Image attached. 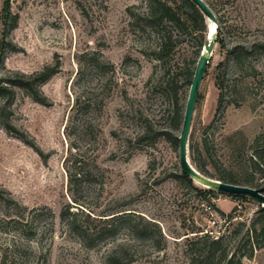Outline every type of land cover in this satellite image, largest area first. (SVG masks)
Wrapping results in <instances>:
<instances>
[{"label":"rangeland","instance_id":"rangeland-1","mask_svg":"<svg viewBox=\"0 0 264 264\" xmlns=\"http://www.w3.org/2000/svg\"><path fill=\"white\" fill-rule=\"evenodd\" d=\"M203 2L216 19L210 27L206 21V35L218 23L221 28L194 105L187 157L195 169L189 145L196 146L194 159L208 172L200 175L217 180L225 169L241 175L248 168L253 141L263 131L264 48L248 50L240 69L230 63L220 106L215 76L231 46L264 42V0ZM145 5V0H0V85L12 90L0 92V264H113L109 257L121 256L124 248L127 257L120 264H187L193 232L214 239L223 235L227 241L238 223H244V232L260 209L247 197L209 196L205 187L182 179L177 138L191 83L187 73H194L196 64L184 68L180 62L190 59L194 47L186 36L174 49L177 66L169 75L178 87L175 102L161 64L153 60V39L140 35L129 16L143 13ZM84 51H99L116 69L97 137L89 134L79 144L90 168L94 162L100 168L104 183L102 192L86 193L84 203L101 219L121 211L139 215L155 223L162 240L144 241L124 226L87 249L60 220V212L72 205L63 168L70 152L64 127L76 55ZM54 66L56 72L39 86L46 105L8 83ZM249 67L256 68L254 77ZM102 79L95 78L92 92ZM21 217L32 236L25 234ZM102 226L103 220L90 223ZM243 264H264V247Z\"/></svg>","mask_w":264,"mask_h":264},{"label":"trees","instance_id":"trees-1","mask_svg":"<svg viewBox=\"0 0 264 264\" xmlns=\"http://www.w3.org/2000/svg\"><path fill=\"white\" fill-rule=\"evenodd\" d=\"M145 3L143 13L138 15L129 13V16L134 20L136 31L140 35L153 39V60L161 64L163 83L168 89V94L176 102L178 90L176 79L174 75H169L174 66H177L174 49L178 43H182L186 36H190L194 49L190 59H183L180 63L184 68H187L189 64L195 65L205 43L206 19L190 0H145ZM210 25L211 23H209V27ZM220 28L221 25L218 23L217 30ZM256 47L264 48V42L256 41L248 48L234 44L227 51L226 58L219 64L221 71L215 76V84L219 91V106L223 98L224 80L230 63L234 68L240 69L243 60L247 58V51ZM144 52L141 51L143 55ZM130 60L128 57L125 61ZM76 64L77 70L71 84L72 105L64 127V136L69 142L70 152L63 162L67 176V191L72 205L67 204L60 212V220L65 222L68 230L75 234L87 249L95 248L106 238L114 236L124 226H127L130 233L144 241L153 240L155 237L162 240L160 230L155 223L145 220L139 215L121 211L110 215L111 217L108 219H101L95 217L84 203L85 194L91 190L102 192L104 183L100 168L95 162L90 168L86 162L85 150L82 151L79 144L84 143L89 134H92L93 140L97 137L99 131L97 120L106 100L111 96L113 88L116 86V69L104 59L99 51L80 52L76 55ZM56 70L57 66L46 67L39 73L30 76L20 75L8 83L12 88H19L27 92L35 102L46 105V99L39 91V86L45 83ZM249 70L251 76L254 77L257 72L256 68L249 67ZM187 74L188 80H191L193 71L189 72L188 70ZM99 76L103 78L100 81V86L96 88L97 91L92 92L91 84ZM2 91H9L8 93L12 94V90L7 86L0 85V92ZM0 122H2V118H0ZM6 128L10 129L11 127L6 124ZM146 137L147 132L144 131L138 136V139L142 141ZM252 149L254 150L253 159L248 160L249 166L246 170L241 169V175L233 174L230 170L225 169L216 177L217 181L263 189L264 194V124L262 133L253 141ZM189 152L195 169L201 174L208 175L204 167L198 165L194 159L197 154L196 146L189 145ZM181 177L188 185H192L193 180L184 173L181 174ZM206 192L209 196L217 195L211 189H207ZM228 196L233 199H246L244 196ZM72 208L76 210L72 211ZM23 218L21 217L25 234L32 236L33 231L29 227V222H24ZM233 218L232 214L226 216L229 221ZM135 219L140 221L135 222ZM102 220V227H90V223H100ZM244 228V223H238L230 233L231 239L228 237L227 241L223 235L214 239L207 233L193 232L196 235L187 240L190 253L187 264H243V259H252L254 253L264 247V210H257L251 218V224L243 232ZM118 252L121 253V256L111 255L112 257H109V261L113 264H120V261L127 257L126 248L120 249Z\"/></svg>","mask_w":264,"mask_h":264},{"label":"water","instance_id":"water-1","mask_svg":"<svg viewBox=\"0 0 264 264\" xmlns=\"http://www.w3.org/2000/svg\"><path fill=\"white\" fill-rule=\"evenodd\" d=\"M190 1L200 11V13L206 19V21L215 24L216 19L212 11L203 2V0H190ZM216 30H217V26L215 25L211 35L210 34L206 35L204 46L201 50L200 56L196 63L194 73L191 79L189 92L185 104L182 124H181V130L177 138L179 166L182 173H184L189 179L205 187L206 189H211L218 194L247 197L253 200L254 202H256L257 204H259L260 209L264 210L263 189H254L245 186H237V185L222 183L217 180L205 178L201 176L200 173L191 166L187 157V143H188V136H189L194 105L197 99V94L199 91L202 77L204 75V72L212 55V51L215 43Z\"/></svg>","mask_w":264,"mask_h":264},{"label":"built area","instance_id":"built-area-1","mask_svg":"<svg viewBox=\"0 0 264 264\" xmlns=\"http://www.w3.org/2000/svg\"><path fill=\"white\" fill-rule=\"evenodd\" d=\"M224 196H227V194H223ZM206 212H208V213H211V211H212V207L211 206H207V207H205V209H204Z\"/></svg>","mask_w":264,"mask_h":264}]
</instances>
